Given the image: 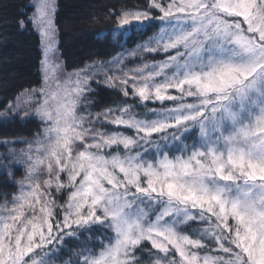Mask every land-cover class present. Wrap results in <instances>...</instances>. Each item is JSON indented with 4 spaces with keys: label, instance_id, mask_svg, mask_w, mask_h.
I'll return each mask as SVG.
<instances>
[{
    "label": "snow or ice",
    "instance_id": "6c2138e0",
    "mask_svg": "<svg viewBox=\"0 0 264 264\" xmlns=\"http://www.w3.org/2000/svg\"><path fill=\"white\" fill-rule=\"evenodd\" d=\"M56 9L15 19L39 36L40 80L0 120L37 131L0 140L16 189L0 194V264H264V0L104 9L121 36L158 30L74 71ZM94 84L124 99L94 111Z\"/></svg>",
    "mask_w": 264,
    "mask_h": 264
},
{
    "label": "trees",
    "instance_id": "16d2710c",
    "mask_svg": "<svg viewBox=\"0 0 264 264\" xmlns=\"http://www.w3.org/2000/svg\"><path fill=\"white\" fill-rule=\"evenodd\" d=\"M30 2L32 0H0V106L19 91L37 86L40 80L39 36L35 31H23L15 26L17 14ZM146 3L147 0H58L56 24L59 30V50L67 70L74 71L93 62L110 60L117 52L135 48L156 32L158 29L154 23L152 27L143 30L133 28L121 36L117 31L118 26L103 11L108 8H142ZM151 58L148 57L149 60ZM163 58L162 55L155 56L156 60ZM93 87L99 93L94 99L102 102L94 111L124 99L111 89L97 87L95 84ZM129 103L132 101L129 100ZM153 107L159 108V104L149 105V108ZM36 131L35 122L0 120V140L28 139ZM22 176L23 169L17 172L15 180L18 181ZM13 183L9 176L0 174V194L14 192L16 189L12 187Z\"/></svg>",
    "mask_w": 264,
    "mask_h": 264
},
{
    "label": "rangeland",
    "instance_id": "374dc122",
    "mask_svg": "<svg viewBox=\"0 0 264 264\" xmlns=\"http://www.w3.org/2000/svg\"><path fill=\"white\" fill-rule=\"evenodd\" d=\"M56 4H57V9H56V16H57V11H58V0H56ZM56 16H55V21H56ZM57 25V24H56ZM58 28V27H57ZM57 47H58V49H59V30H58V35H57ZM58 55H59V57H60V62L62 63V64H64V61H63V59L61 58V54H60V50L58 51ZM152 59V58H151ZM157 59V58H156ZM90 65V64H89ZM149 105H151V106H153V105H156V104H151V103H149L148 104V108H149ZM159 107H160V105H159ZM2 199V198H1Z\"/></svg>",
    "mask_w": 264,
    "mask_h": 264
}]
</instances>
